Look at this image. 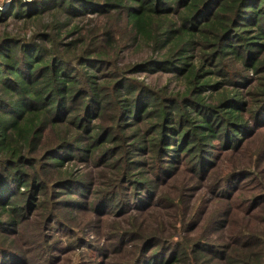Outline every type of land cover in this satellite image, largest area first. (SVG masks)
Instances as JSON below:
<instances>
[{
  "label": "trees",
  "instance_id": "trees-1",
  "mask_svg": "<svg viewBox=\"0 0 264 264\" xmlns=\"http://www.w3.org/2000/svg\"><path fill=\"white\" fill-rule=\"evenodd\" d=\"M6 1L0 8V264H49L29 260L11 235L37 242L42 222L47 231H71L56 206L74 212L78 200L56 197L83 196L90 181L79 165L93 161L115 173L88 205L97 217L107 207L140 213L162 176L181 164L209 183L191 198L180 192L167 199L183 208L179 220L133 223L121 232L128 239L113 255L124 264H264V184L244 209L228 182L237 175L264 179L253 165L264 150L249 148L264 128V0ZM128 51L137 56L126 59ZM160 75L182 90L139 79ZM130 147L159 162L154 181L135 171ZM125 183L132 196L123 194L122 202ZM215 205L224 211L212 214ZM224 220L233 237L214 234ZM59 243L52 247L61 249ZM39 250L37 244L27 253Z\"/></svg>",
  "mask_w": 264,
  "mask_h": 264
},
{
  "label": "rangeland",
  "instance_id": "rangeland-1",
  "mask_svg": "<svg viewBox=\"0 0 264 264\" xmlns=\"http://www.w3.org/2000/svg\"><path fill=\"white\" fill-rule=\"evenodd\" d=\"M2 3L1 10L6 9L8 2L0 0ZM4 3V5H3ZM137 55L134 51L126 52V59L134 58ZM144 80L146 83L153 85L157 88L168 87L170 90L181 91L182 83L176 82L172 77L168 75H160L159 77L152 76L149 78H139ZM253 139L250 140L249 148L253 153L254 150H264V128L260 130ZM259 132V131H258ZM132 144V141H128V145ZM133 147L129 148L128 160L133 162V166H136L135 171L141 174L142 179L154 181L155 174L157 173V165L159 162L151 164L150 157L141 156L139 153L133 151ZM223 161L228 165V158ZM139 163V164H136ZM253 165L255 170L262 169L264 172V156L253 158ZM83 166V174L85 178L90 181V185L85 189L83 196H69L67 198L64 195L56 197V200H72L77 199L79 209L72 212L69 208L65 207L64 204H59L56 208L65 216L68 220L67 226L71 228V231L67 230L64 226H56L54 229L46 230V224L41 223L39 225L38 232L42 237L35 242L34 239H27L19 232L11 235L15 248L28 254L29 260H35L36 258L47 259L49 264H124V261L120 259L119 255H113L114 248L116 246L124 244L128 236L121 234L133 227V223H136L138 227L151 226L158 221L159 223L169 220V217L179 220L183 214V208L177 207L176 205L170 204L167 199L174 198L180 194V192H187L189 195L187 198L193 197L195 194L203 192L201 189V183L209 184L208 181L197 180L198 176L193 175L190 172L188 164H181L175 166V170L167 177L165 173L162 178L163 182L157 187L153 188V200L145 206V209L140 213L134 210L119 213L120 209H112L107 207L106 213H100L101 216L93 214V210L88 209V205L96 202L101 197L103 191L109 188V180L115 178V173L110 169L103 167L102 164L97 161H93ZM166 177V178H165ZM264 178V174H263ZM122 180L119 182L121 183ZM229 183L234 184L238 188V192L233 194L236 198V205L243 206L244 209L248 208L247 205L250 200L255 196L259 190V186L264 184V179L259 182L257 175H237L228 180ZM127 183L123 184L128 186L120 192V200L125 202L123 194L129 193L131 198V186ZM119 189V188H118ZM117 189V190H118ZM96 194L99 196L95 197ZM208 198H211L207 195ZM100 197V198H99ZM116 202H119L115 194L111 196ZM83 198V199H81ZM98 198V199H97ZM61 203V202H60ZM90 205V206H91ZM224 209L219 205H215L211 209L212 214H219ZM97 212V211H96ZM227 214L224 218H228ZM223 216H219L222 218ZM224 220V224L218 227V230L214 234L222 235V238L226 239L233 237L234 232L228 230L231 228ZM50 226H54L52 223ZM192 234H185L184 237L189 238ZM80 238V239H79ZM54 240L61 243V249H55L52 247ZM39 244L43 251H36L35 253L30 252L34 245ZM86 244H89L87 248ZM90 248V249H89ZM57 250V251H54ZM127 250H131L128 248ZM48 251V254L46 253ZM30 264H36L31 261Z\"/></svg>",
  "mask_w": 264,
  "mask_h": 264
}]
</instances>
